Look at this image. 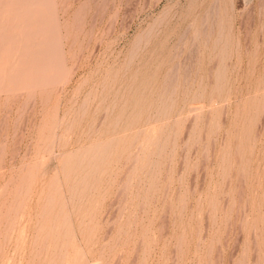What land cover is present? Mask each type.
I'll return each mask as SVG.
<instances>
[{
    "label": "rangeland",
    "instance_id": "374dc122",
    "mask_svg": "<svg viewBox=\"0 0 264 264\" xmlns=\"http://www.w3.org/2000/svg\"><path fill=\"white\" fill-rule=\"evenodd\" d=\"M0 264H264V0H0Z\"/></svg>",
    "mask_w": 264,
    "mask_h": 264
}]
</instances>
